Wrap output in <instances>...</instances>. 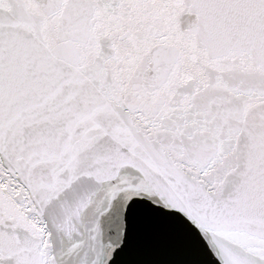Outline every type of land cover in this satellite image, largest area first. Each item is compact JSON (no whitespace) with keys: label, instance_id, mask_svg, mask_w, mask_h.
Instances as JSON below:
<instances>
[{"label":"snow or ice","instance_id":"obj_1","mask_svg":"<svg viewBox=\"0 0 264 264\" xmlns=\"http://www.w3.org/2000/svg\"><path fill=\"white\" fill-rule=\"evenodd\" d=\"M0 264H264V0H0Z\"/></svg>","mask_w":264,"mask_h":264}]
</instances>
